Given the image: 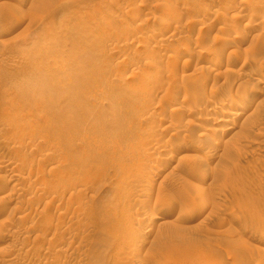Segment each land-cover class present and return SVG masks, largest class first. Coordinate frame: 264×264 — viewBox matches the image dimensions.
<instances>
[{"label":"rangeland","instance_id":"obj_1","mask_svg":"<svg viewBox=\"0 0 264 264\" xmlns=\"http://www.w3.org/2000/svg\"><path fill=\"white\" fill-rule=\"evenodd\" d=\"M262 262L264 0H0V264Z\"/></svg>","mask_w":264,"mask_h":264},{"label":"bare ground","instance_id":"obj_2","mask_svg":"<svg viewBox=\"0 0 264 264\" xmlns=\"http://www.w3.org/2000/svg\"><path fill=\"white\" fill-rule=\"evenodd\" d=\"M227 28V27H226ZM242 31V30H241ZM240 30L236 31L234 36L232 37V43H235V47H237V44L238 42L242 41V40H245L246 38V35L247 33L245 32H241ZM239 45V44H238ZM237 50V49H236ZM219 60V59H218ZM217 63V62H216ZM250 74V73H249ZM257 95L255 96H247V97H243L240 99V101H233L229 106L230 108L229 109H226L225 111L227 112H231L232 109H234V107L238 108L239 109V112L237 113L238 117H241L242 115H245L248 111V109L253 105L252 103L254 102L255 98H256ZM236 100V99H234ZM235 113V112H234ZM229 118V117H228ZM228 118L225 119L230 121ZM233 118V117H232ZM221 119V118H220ZM219 119V120H220ZM221 121V120H220ZM164 128V127H162ZM233 130V125L232 123H227L225 124V126L223 127V136H222V139H224L225 137H227L226 135ZM230 134V133H229ZM222 141V140H221ZM225 144V143H223ZM86 148L83 147L82 151H80L78 149V147H76L73 151L71 152H68L66 155L67 157V160H69V168L68 170H70L71 172H78V171H82L84 173H88V166L89 164H92L93 162L95 164H97V166L101 167V164L104 165L106 164V160L104 158H99V159H96L99 157L98 154H96L94 151L93 153L91 151H88L89 149V144L86 143ZM95 159V160H93ZM66 160V161H67ZM101 163V164H100ZM14 164V163H13ZM5 167H8V164L6 163L4 165ZM11 170V169H10ZM191 199V198H190ZM178 200H181V199H178ZM184 201V199H183ZM197 200V202H195L194 206H195V209L196 211H199V210H203L205 207H206V204L207 202H205V200L202 202ZM209 202V200H208ZM190 203V202H189ZM209 205H212L210 202L208 203ZM214 204V203H213ZM64 250V249H63ZM68 250V249H67ZM131 256V255H130ZM11 259V258H10ZM132 261H133V258L131 257ZM130 259V261H131ZM12 261V260H11ZM128 261V260H127ZM135 262V261H134ZM130 263V262H129ZM264 264V262H262Z\"/></svg>","mask_w":264,"mask_h":264}]
</instances>
